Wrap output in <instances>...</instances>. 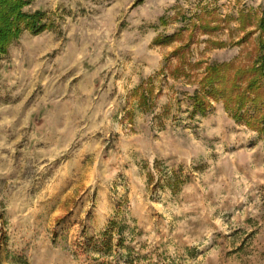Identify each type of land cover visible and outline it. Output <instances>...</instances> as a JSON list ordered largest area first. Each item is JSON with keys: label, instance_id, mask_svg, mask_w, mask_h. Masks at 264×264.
Listing matches in <instances>:
<instances>
[{"label": "rangeland", "instance_id": "obj_1", "mask_svg": "<svg viewBox=\"0 0 264 264\" xmlns=\"http://www.w3.org/2000/svg\"><path fill=\"white\" fill-rule=\"evenodd\" d=\"M23 10L45 29L0 55V264H264V133L193 112L264 0Z\"/></svg>", "mask_w": 264, "mask_h": 264}, {"label": "trees", "instance_id": "obj_2", "mask_svg": "<svg viewBox=\"0 0 264 264\" xmlns=\"http://www.w3.org/2000/svg\"><path fill=\"white\" fill-rule=\"evenodd\" d=\"M29 2L30 0H0V55L7 52L10 42L24 28L35 34L45 29L41 20L44 14L42 10L34 13L23 10L24 5ZM251 17L248 12H241L243 28ZM208 31L205 29V32ZM254 31L248 32L238 44L244 45ZM255 33H259L257 43L251 48H243L239 56L232 60L206 64L198 81L199 86L193 94L194 114L205 115L212 101H221L237 122L264 133V14L259 19ZM224 44L221 42V45ZM181 50L182 47L177 52ZM194 65L189 64L190 67ZM178 70L182 68L178 67Z\"/></svg>", "mask_w": 264, "mask_h": 264}]
</instances>
